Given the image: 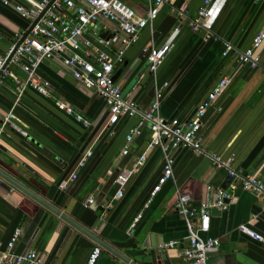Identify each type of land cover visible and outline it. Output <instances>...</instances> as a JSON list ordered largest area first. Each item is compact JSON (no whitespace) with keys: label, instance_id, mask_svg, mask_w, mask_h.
I'll return each instance as SVG.
<instances>
[{"label":"crops","instance_id":"1","mask_svg":"<svg viewBox=\"0 0 264 264\" xmlns=\"http://www.w3.org/2000/svg\"><path fill=\"white\" fill-rule=\"evenodd\" d=\"M7 1L25 4L22 0ZM122 1L137 15H143L149 3ZM202 1L164 0L154 19L125 50L127 65L116 82L123 98L132 100L139 111L147 108L155 86L160 87V116L185 121L225 77L227 82L200 119L202 147L228 160L240 173L264 181V39L254 49L259 56L256 67L241 64L235 53L249 47L264 22V0H227L207 39L202 38L201 29L189 26ZM180 9L183 16L177 15ZM176 25L179 29L174 44L152 78L147 71L146 50L158 46ZM28 26L25 17L0 0V53L16 43ZM108 27L107 22L99 21V31ZM83 35L93 43L96 40V33L90 30ZM224 41L233 49L222 55ZM115 48L112 45L108 51ZM8 69L24 78L17 65L9 64ZM38 72L49 81L51 97L25 89L16 99L11 80L0 79V121L11 110L14 121L25 132L21 135L2 128L0 172L135 264H188L181 253L187 230L172 208L173 199L176 193L186 194L193 206L204 198L214 199L216 190L223 189L220 185L226 170L213 167L202 154L178 147L171 150V177L152 193L163 162L157 146L147 148L148 131L141 127L129 141L127 153L121 152L125 135L137 125L138 116L106 123L108 112L103 100L76 82L57 56L43 59ZM55 100L68 103L88 125L58 110ZM87 149L90 155L76 168ZM141 154L144 158L127 178L122 194L111 200L117 190L115 175L130 169ZM71 173L74 178H69ZM4 177L0 176V251L6 250L11 234L18 229L10 249L15 254L30 248L49 264H84L90 251L98 247L94 264H127ZM89 196L92 203L83 207ZM108 201L110 205L101 215ZM241 223L261 239L238 232L236 226ZM206 235L216 238L218 244L206 249L204 264H264V197L234 188L224 210L210 211L208 230L200 234ZM170 239L180 242L174 248L161 249Z\"/></svg>","mask_w":264,"mask_h":264},{"label":"built area","instance_id":"2","mask_svg":"<svg viewBox=\"0 0 264 264\" xmlns=\"http://www.w3.org/2000/svg\"><path fill=\"white\" fill-rule=\"evenodd\" d=\"M25 4H10L7 0H1L3 4L11 5L31 25L25 37L15 46L9 45L7 50L0 53V79L8 77L13 83L16 99L25 89H31L43 97H51V87L48 80L38 72L39 64L43 59L57 56L63 65L69 69L71 77L87 89L93 90L104 102L108 116L106 123H114L119 117L137 115L139 121L125 135L122 153H127L128 143L136 135L141 127L149 133L147 148L157 146L162 156V174L158 182L153 186L152 193L159 190L161 184L171 177L172 156L171 150L184 147L196 153L206 156L215 168H224L231 176L228 187L216 190L214 199L204 198L197 206H193L186 194L176 193L172 208L183 219L187 230L185 237L186 245L181 253L188 264H204L206 249L218 244L216 238L205 236L209 227V216L212 209L224 210L226 199L230 191L240 188L264 197V181L255 175L242 174L229 165L228 160L219 155L207 152L202 147V135L200 132V119L210 100L219 92L227 82L225 77L218 80L216 85L208 93L206 100L199 103L192 115L185 121L177 118H163L159 114L160 87H156L153 98L144 111H139L132 100L123 98L119 84L111 79V74L118 66L127 47L135 41L139 31L150 24L156 16L158 7L164 0H148V6L143 15H137L122 0H22ZM227 0H203L197 9L195 16L190 20L189 26L192 30L201 29L202 38L211 36V25L219 15ZM184 11H177L178 16H183ZM103 20L109 27L98 30L99 21ZM34 21V22H33ZM176 25L166 38L158 46H150L146 50L147 71L155 78L156 71L166 53L172 48L174 38L178 32ZM90 30L96 33L94 43L84 37V32ZM264 39V22L260 24L258 31L252 37L249 47L244 50H235L237 60L249 67L259 64V56L254 54ZM116 45L113 52L109 47ZM222 55L227 54L233 47L223 42ZM7 62L4 64L5 60ZM9 64L17 65L24 73V78H19L8 69ZM4 65V66H3ZM165 86V83L162 84ZM54 104L58 110L88 125L79 113H74L72 107L64 102L55 100ZM3 127H8L21 135L25 132L14 121L11 110L5 113L0 121V132ZM90 155L86 150L77 161L76 168L82 166L83 161ZM144 155L138 156L130 169H122L114 178L117 190L111 200L122 194V187L133 169L141 163ZM71 173L69 178H74ZM93 197L89 196L82 202L83 207L89 206ZM110 205L108 201L103 205V215ZM137 217L129 225L132 229ZM236 230L255 240H260L259 234L254 233L245 223L238 224ZM19 230L15 229L6 244V250L0 251V264H49L42 254L33 249L15 254L11 247ZM179 240L170 239L161 244V249L174 248ZM99 248L94 247L88 254L84 264H94Z\"/></svg>","mask_w":264,"mask_h":264},{"label":"water","instance_id":"3","mask_svg":"<svg viewBox=\"0 0 264 264\" xmlns=\"http://www.w3.org/2000/svg\"><path fill=\"white\" fill-rule=\"evenodd\" d=\"M52 0H50L49 2H51ZM34 22V21H33ZM32 24H30L28 26V28L23 32V34L20 36V38L18 39V41L15 43V46L25 37V35L28 33L30 27ZM7 62V59L5 60L4 64ZM127 65V60L126 59H122L121 63L113 70L112 74H111V79L112 80H117V78L122 74L123 70L126 68ZM4 66V65H3ZM0 176L4 177L5 175H3V173L0 172ZM4 179L8 180L13 186H15L16 188L20 189L21 191H23L25 194H27L29 197H31L32 199H34L36 202H38L39 204H41L43 207L47 208L48 210H50L52 213L56 214L59 216V218H61L62 220L66 221L68 224H70L71 226L75 227L77 230H79L80 232H82L83 234H85L87 237H89L92 241H94L97 245H99L101 248L107 250L108 252H110L111 254H113L114 256L118 257L119 259H121L122 261H124L127 264H135L132 261H129L126 257H124L123 255H121L120 253H118L117 251H115L114 249H112L109 245H107L106 243H104L103 241H101L100 239H98V237H96L95 235L91 234L89 231H87L86 229L82 228L80 225H78L75 221L71 220L69 217H67L66 214L64 213H60L59 210H57L56 208L52 207L51 205H49L46 201H44L43 199L37 197L36 195H34L33 193H31L30 191H28L27 189L21 187V185H19L18 183H16L15 181L8 179V177H4ZM231 181V176L229 174H226L223 183L220 185L221 188H226L227 183H229Z\"/></svg>","mask_w":264,"mask_h":264}]
</instances>
